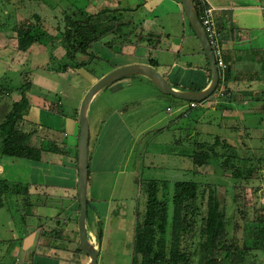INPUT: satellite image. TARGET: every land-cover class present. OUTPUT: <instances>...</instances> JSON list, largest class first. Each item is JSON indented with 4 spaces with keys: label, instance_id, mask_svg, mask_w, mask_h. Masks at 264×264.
<instances>
[{
    "label": "rangeland",
    "instance_id": "rangeland-1",
    "mask_svg": "<svg viewBox=\"0 0 264 264\" xmlns=\"http://www.w3.org/2000/svg\"><path fill=\"white\" fill-rule=\"evenodd\" d=\"M180 2L181 0H0L1 82L4 86L19 88L25 82L32 81L35 85L32 99L38 97L37 101L40 103H36V106H40V109L49 106L55 109L64 107L67 112L74 113L79 122L81 104L90 88L112 71L133 65V61L159 63L157 70L171 82L172 77L166 70L173 68L174 60L181 59L182 62L191 63L190 66L200 72L201 64L206 62V55L204 51L202 54L203 48ZM138 4H141L139 8ZM78 9L89 15H99L105 9L118 11L112 12V16L117 17L122 12V22H133L123 32L124 36L132 34L130 41L126 43L128 45L123 48V40L117 37L113 39L115 45L112 48L107 45L106 39L96 46L95 54L98 59L95 62L88 61L86 70L60 74L54 71L55 67L63 64V49L59 45L53 53V47L35 45L22 57L18 54L16 32L13 31L18 24L38 14L42 17L38 27L49 36H57L56 26H59L65 12L70 14ZM106 19L102 16L96 20L100 23ZM63 25L64 23L62 27ZM143 27L150 28L151 32ZM140 35H144L146 41H140ZM150 35H155V38L152 37V45L149 42ZM43 40L52 45L55 38L45 37ZM195 48L198 51L191 54ZM201 54L203 56L199 58ZM48 66L52 70L48 71ZM191 78L192 75H189V80ZM188 84L191 85L192 82ZM218 90L190 118L182 117L180 113L181 107L187 106L184 111L189 108L187 101L163 94L151 79L144 76L127 77L108 87L91 105V175L93 176L94 166L101 170V174L97 181L98 199L91 197L94 206L89 211L87 226L91 243L101 251L99 264L134 263L136 225L140 211L146 209V185L151 181H196L202 186H217L229 239L240 248L247 246L250 249L243 264H264V251L260 248L256 250L264 230V125H259L258 128L254 126L257 118L264 117L253 114V117L249 114L244 116L243 112L231 114L229 97L234 94L224 98L223 93L218 95ZM2 98L0 96V126L13 106L10 99ZM257 104L262 103L251 102L250 106L240 108H253ZM221 106H226V109ZM33 107L28 111V119L41 124L39 119L36 120L35 114H31ZM231 115H234L232 121H226L229 128L218 126L223 116L230 118ZM231 122L241 126L245 122L249 128L245 130L244 126L237 131L233 129L232 132ZM198 132L203 133L202 140L205 138L212 141L208 135L227 138L237 147V153L242 155L244 169L254 168V176L235 180L231 171L222 174L217 162L195 171L191 155L197 149L195 144ZM51 135L61 138L55 131ZM69 135L65 134L64 138L74 147L78 142V135ZM188 135L190 141L187 140ZM124 139L130 142L122 146L119 142ZM180 139H183V144L178 143ZM49 154L55 156L47 161L49 165L56 166L60 161H67L68 167L74 166L75 156L67 159L55 153ZM110 154L113 155V169H109V162L106 163ZM30 163L32 162L3 156L0 146V180L23 183L26 178L23 174L27 173L23 169L25 165L30 168ZM48 171L54 172L52 169ZM54 174L61 175L57 172ZM61 185L66 186V183ZM34 193L31 207L23 201V196H10L5 199V207L0 208V264H33L34 260L37 263L42 261L43 264H75L80 260L82 264H88L90 258L87 255L77 256L73 252L80 244V206L77 202H71V196L74 195L51 194L47 187L34 190ZM44 207L48 211L53 210L41 211ZM29 210L30 217L27 216ZM37 215H52L51 218L55 217L54 220L66 225V252L55 255L52 254L53 250H40L43 254L50 253L47 259H41L33 253L32 245L41 234L40 225L46 223L40 221ZM24 218L28 220V231L31 233L27 243L22 245L20 237H23L22 233L28 228ZM198 259V255L194 256L196 264Z\"/></svg>",
    "mask_w": 264,
    "mask_h": 264
},
{
    "label": "trees",
    "instance_id": "trees-1",
    "mask_svg": "<svg viewBox=\"0 0 264 264\" xmlns=\"http://www.w3.org/2000/svg\"><path fill=\"white\" fill-rule=\"evenodd\" d=\"M193 1L200 16V9L203 8L201 0ZM180 4L182 3L180 2ZM112 12L118 11L105 9L100 11L99 15L84 14L81 9L70 14L65 12L59 26H56L58 37L49 36L48 33L42 31L38 27L42 17L38 14L34 15L30 20L18 24L13 30L16 32L18 42L17 52L22 57L23 54L29 53L35 45H40L53 47V53L59 45L63 49V56L61 57L63 64L55 67L54 71L60 74L86 70L88 61L95 62L98 59L95 54V45L107 39V45L113 48L115 45L113 39L119 37L123 40L122 47L124 48L131 39V33L124 36L123 32L133 25L132 21L122 22L120 20L123 18L122 12H120L119 18L112 16ZM102 16L107 19L98 23L96 19ZM63 23L64 27H62ZM120 33L121 35H119ZM45 37L55 38L51 42L52 45L44 42L43 38ZM152 37L155 38V35L149 36L151 45L153 43ZM144 38V35L139 36L140 41H144ZM85 58L87 59L85 60ZM158 65L157 62L151 61V66L156 68ZM209 66L208 62V71L212 75ZM47 69L52 70L50 66ZM220 75L221 82L218 95L223 93L224 98H226L234 94L229 97L231 104V101L236 97L232 85L237 87L238 83L243 81H233L232 69L228 66L225 70L220 69ZM2 80L0 79V96L4 100L10 99L13 105L0 126V146L3 156L13 160L39 163L43 161L45 153H55L65 157L75 156L78 165L79 144L73 147L64 138V133L57 132L61 138H55L51 135L52 129L28 119V111L35 104L32 99V90L35 85L32 81L25 82L19 88H10L4 86ZM253 101L260 102L257 97ZM188 103L189 108L182 114V117L185 118H190L202 106V103ZM192 103L198 104V107L191 108ZM256 107H262L260 111L264 114V100L262 104H257ZM50 108L49 106L48 110L55 114L65 115L64 112L59 111L61 108ZM221 108L226 109V106H221ZM228 119L230 118L224 117L218 126L229 128V124L226 123ZM263 123L264 118H257L254 126L258 128L259 125L263 126ZM241 127L244 126L241 124L234 125L231 122L232 132L241 129ZM203 136V133H197L196 138L198 139L195 144L197 149L191 155L195 171L209 166L212 162H217L221 173L226 174L227 171H231L235 180L250 179L254 176V168L244 169L242 155L237 153V147L232 145L227 138L223 139L221 135H208L212 139V141H208L205 138L202 140ZM187 140L190 141V135H188ZM200 140L203 142L200 143ZM178 143L183 144V139H180ZM36 188L30 184L0 180V208L5 207V199L10 196L12 198L23 196V201L28 203L30 207L33 206L32 198ZM145 197L147 198L146 209L140 211L136 225L133 264H196L194 260L196 255L199 258L198 264H243L245 257L249 255L250 249L247 246L240 248L233 240L229 239L227 221L222 210L217 186L212 184L202 186L196 181L175 183L151 181L146 185ZM77 200L79 201L78 195ZM90 203L92 205L89 211L93 208L94 201L90 199ZM27 216H31L30 210ZM24 221L26 228H28L22 233L23 237H20L21 244L30 236L28 231L30 225L27 223V218H24ZM54 221L53 225L51 222L40 225L41 234L32 251L41 259H47L50 255V253H40L42 250L44 252L53 250L52 254L55 255L68 250L64 234L66 225L62 221ZM42 226L44 227L42 228ZM198 236L199 240L197 241ZM259 239L261 243L256 247V250L260 248L264 251V230ZM63 242H65L63 245L60 244ZM73 252L77 256L84 254L79 243ZM37 262L34 260L33 264H43L42 261L41 263ZM75 264H82V262L79 260Z\"/></svg>",
    "mask_w": 264,
    "mask_h": 264
},
{
    "label": "crops",
    "instance_id": "crops-1",
    "mask_svg": "<svg viewBox=\"0 0 264 264\" xmlns=\"http://www.w3.org/2000/svg\"><path fill=\"white\" fill-rule=\"evenodd\" d=\"M202 1H204L205 3L203 5L211 6L216 9V18L221 33L223 59L227 64V66L232 69L233 81H243L238 83L237 87L232 85V89L234 90L236 97L231 101V114L243 112L242 114L244 116L245 114H249L252 117L253 115H256V117L258 116L264 117V114L260 111L262 107L258 108L255 106L253 108H247V109L240 108V106L243 107H246V105L250 106L251 102H254L253 100L255 97L259 99L260 103H262V101L264 100V0H258V1L202 0ZM140 5L141 4H138L137 8H139ZM143 29L145 30L146 27H143ZM146 30L151 32L150 28H147ZM192 44H194V42ZM97 45H95V48ZM201 50H202V54H204L203 49ZM169 51L171 52V50ZM196 51L198 50H196L195 48V51L192 52L191 54L196 53ZM202 54L200 55L199 58L203 56ZM207 62L208 60L206 58V62L201 64L200 66V72H197L198 71L197 68L195 69L193 68V66H190L191 63L182 62L181 59L179 60L177 59L176 61L174 60L173 62L174 64L172 66L173 68L171 69L169 68V70L168 69L166 70L167 71L166 73L172 77V82L171 81L169 82L173 87L181 91L205 90L209 86L212 79V75L208 71ZM131 64L151 65V62L145 63V62L133 61ZM198 73L200 75H197ZM189 75H192V78L190 80H189ZM31 77H33L32 74ZM184 82L185 84H183ZM190 82H192L191 85L188 84ZM37 98L38 97H36L33 100V102H35L33 106L34 105L36 106V103L38 105L39 101H37ZM97 98L98 96L94 99L93 103H95V100ZM232 105L234 107H232ZM35 106L32 108L33 110L31 109L32 111L31 114L32 116H34L35 114V116L37 117L36 120L38 121L39 119L38 122L52 129L53 131L68 135L70 133L69 136L71 137H75L77 134L78 135L77 144H79L80 133H81L80 121L78 122V120L75 119L74 113H71L70 111L67 112L68 110L64 109L63 107V109H60L59 111L64 112L65 115L55 114L51 110L40 109L39 108L40 106L39 107L38 106L35 107ZM186 107L180 108L181 114L185 112L184 110L186 109ZM232 116L234 115H231L230 119L232 118ZM243 123L244 126L248 129L249 127L246 126V123L245 122ZM252 128L253 125H251V129ZM129 142L130 140L124 139L121 142H119V144L124 146L126 143ZM58 156L60 157L61 155ZM54 157L55 156L50 155L49 153H45L42 162L39 163L32 162L30 163L32 164L30 168L25 165V167H27V169H25V167L23 169L25 172H27L23 174V177L25 178L26 176L27 178V179L25 178L24 181L25 184H30L33 187H37L36 191H38L40 188L43 189V187H47V189L51 191V194L55 193V194H63V195L64 194L74 195L71 196L72 199L70 197L71 202H77L80 206V201L77 200V195L79 196L78 194L79 167L76 164L77 160L74 159L75 163L74 166L72 167H68L67 161H63L62 163L60 161V164L56 166L49 165L47 161ZM61 158L73 159L72 157H65V156H61ZM108 162L110 163L109 169L115 168L113 167L112 154H110V157L107 158L106 163ZM97 168L98 167L94 166L93 176H92L91 161H90L89 199H91V197H96V199H98L97 181L100 178L99 175L101 174L100 173L101 170L100 169L98 170ZM51 169L54 170V172L61 173V175L58 174L55 175L53 171H48ZM65 183L66 186L61 185ZM44 210L48 211V208L44 207L42 208L41 211ZM52 210L53 209L49 210L48 212ZM37 216L40 221L51 222V224L55 222L54 221L55 217L51 218L52 215H46V216L37 215ZM36 242L33 243L32 247L35 245ZM25 243H27V239L24 243H22V245H24ZM100 252L101 251H99V253Z\"/></svg>",
    "mask_w": 264,
    "mask_h": 264
},
{
    "label": "water",
    "instance_id": "water-1",
    "mask_svg": "<svg viewBox=\"0 0 264 264\" xmlns=\"http://www.w3.org/2000/svg\"><path fill=\"white\" fill-rule=\"evenodd\" d=\"M183 10L188 21L198 38L206 58L209 62L212 79L209 86L203 91H181L171 85L169 80L161 74L156 68L146 64H133L118 68L111 73L102 77L96 82L85 95L80 112V141L78 154L79 180L78 194L80 201V216H79V234H80V249L90 258L88 264H99V250L91 243L88 232V215L91 207L89 199L90 185V143H91V123L89 117L90 107L94 99L108 87L122 81L131 76H144L151 79L161 92L165 95L172 96L176 99L187 102H206L220 87L221 75L217 63V58L213 46L209 40L205 27L203 26L199 14L196 10L193 0H181ZM100 239L102 236L100 235Z\"/></svg>",
    "mask_w": 264,
    "mask_h": 264
},
{
    "label": "built area",
    "instance_id": "built-area-1",
    "mask_svg": "<svg viewBox=\"0 0 264 264\" xmlns=\"http://www.w3.org/2000/svg\"><path fill=\"white\" fill-rule=\"evenodd\" d=\"M202 5L205 4L204 1L201 0ZM200 20L203 26L206 29L209 40L213 46L219 70H225L227 65L223 59V51L221 45V33L218 27V22L216 18V9L211 6L203 5V8L200 9ZM191 108H197L198 104L192 103L190 105Z\"/></svg>",
    "mask_w": 264,
    "mask_h": 264
}]
</instances>
